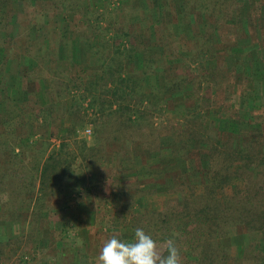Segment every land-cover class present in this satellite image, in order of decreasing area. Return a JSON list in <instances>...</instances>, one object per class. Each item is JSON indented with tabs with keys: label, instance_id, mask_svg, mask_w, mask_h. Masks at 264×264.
<instances>
[{
	"label": "rangeland",
	"instance_id": "374dc122",
	"mask_svg": "<svg viewBox=\"0 0 264 264\" xmlns=\"http://www.w3.org/2000/svg\"><path fill=\"white\" fill-rule=\"evenodd\" d=\"M0 3V8L8 13L2 25L4 27L0 29V74L9 72L13 63L20 61L15 76L23 75L19 84L27 91L26 96L21 89L20 93L13 92L16 102L11 97L12 93H2L0 86V264H97L103 245L114 234H118L122 241H132L133 236L126 231L129 214L142 213L146 208L160 209L165 199L175 196L165 191L172 183L170 180L187 177L186 173L173 172L177 156L170 154L171 150L180 148L176 143L182 141L179 132L191 119L187 108L197 107L206 119V125L209 120H215L225 133L232 128L236 132L239 118H247L246 114L252 110V117L246 121L251 124L256 136H262L258 129L264 117L263 50L253 43L244 44L235 49V55H231L230 48L234 46L231 40L238 36L237 28L232 24V28L220 27V22L213 25L218 29L207 40L206 46L213 55L205 59L200 71V66L191 60L195 56L194 50L191 48V53L183 51L189 60L181 65L189 64L192 75L203 74L209 79L195 87L198 95L190 94L186 99L181 96L166 98L165 103L153 98L148 103L150 108L146 109L151 114L146 120L159 135L162 148L158 153H151L140 142L124 144V140H130L131 136L143 131L136 132L126 117L114 114L117 104L110 106L111 110L106 104L101 111L99 104L91 107L89 98L82 100L81 91L76 90H69V95L57 98L56 93L65 92L68 78L57 77L50 88L49 79H37L35 76L33 59L37 57L33 54L46 47V52L42 53L44 57L55 60L59 71L65 72L64 62L59 56H66L65 52L60 53L64 41L73 43L75 38L81 39V42L89 39L93 48L104 49L105 55H112L114 45L111 43L115 42L116 31L147 29L154 21L157 28L159 23L175 25L177 14L175 16L174 13H178L179 3L175 2L173 6L168 0L166 9L162 0H0ZM71 8L73 11L67 13ZM217 19L220 21V18ZM186 22L184 25L187 26ZM150 35L142 41L152 47L157 37ZM175 43L169 44L170 49L168 44L165 46L170 58L176 53ZM158 50L153 57L160 55L161 58ZM94 53L96 55L97 51ZM2 56L7 58L6 61L2 60L4 57L1 59ZM25 58L30 59L28 64L23 61ZM161 59L159 72H164L167 64L164 57ZM40 70L47 72V66ZM248 74L251 75L249 79L253 91L246 79ZM7 78L6 75L4 79ZM159 78L161 81L158 83L153 78L149 85L146 83V93L165 90V78ZM253 101L261 105L260 110H253ZM145 105L146 102L143 103ZM233 114L239 118L236 119ZM114 120H117L114 122L116 127H107ZM132 120L137 119L133 116ZM3 121H8L7 125ZM10 122L12 124H8ZM86 130L90 132L86 133ZM228 134L234 145H240L242 138L236 137L237 133ZM116 136L123 140L124 149L121 142L119 145L113 142L112 138ZM61 144L65 147L59 154L70 160L73 172L57 185L55 191H48L46 198L36 202L41 167L52 150H59ZM186 147L190 150L193 144L189 141ZM89 148L102 151L94 155L95 150L90 151ZM131 149L135 155L137 153L138 159L127 160L128 155L132 156ZM85 154L88 157L83 159ZM193 159V165L198 163L196 158ZM89 161L93 166L87 168ZM263 169L264 166H261L255 173L263 172ZM191 174V183H198V175ZM77 179L82 181L77 182ZM32 191L36 194L33 195ZM130 200L132 206L123 213L114 207V202L127 203ZM238 236L222 240L224 245L235 248L231 251L234 258H246L231 264H255L251 261L253 253L243 252L246 237ZM156 243L163 254L165 243ZM62 252L69 255L64 258Z\"/></svg>",
	"mask_w": 264,
	"mask_h": 264
},
{
	"label": "trees",
	"instance_id": "16d2710c",
	"mask_svg": "<svg viewBox=\"0 0 264 264\" xmlns=\"http://www.w3.org/2000/svg\"><path fill=\"white\" fill-rule=\"evenodd\" d=\"M167 1L162 0L164 9H166ZM169 1L173 6L175 2L180 4L178 13H174L175 16L177 14L174 18L175 25L159 23L160 27L157 28L154 21L147 29L118 30L113 37L115 42L111 43L114 45L112 55H105L104 49L93 48L89 39L81 42V39L75 38L73 43L64 41L60 53L65 52L66 56H59L64 62L65 72L59 71L55 60L44 57L42 53H45L47 48L43 46L33 54L37 57H33L35 76L37 79H49L50 88L53 87L57 77L68 78L69 82L64 89L66 93H56L57 98H62L65 94L69 95V90H76L81 91L82 100L89 98L91 107L99 104L102 108L107 104L108 109L111 110L110 106L117 104L113 110L114 114L117 117H126L136 132L143 131L131 136L130 140H124V144L130 145V141L131 144L133 141L140 142L144 149L151 153H158L162 149L159 145L160 137L146 120L148 114H151V111L146 109L149 107L148 103L153 98L165 103L166 98L181 96L186 99L190 94L198 95V89L195 87L200 86L204 81H209L208 78L203 77V74L202 76L192 75L189 64L181 65L189 60L183 51L187 50L191 53L194 50L195 56L191 60L196 66H200V71L205 59H210L213 55L206 47L207 40L212 38L218 29L213 25L220 22V27L232 28V24L237 28L238 36L234 41L231 40L234 45L232 49L230 48L234 50L230 52L231 55L237 53L235 52L237 47L251 43L259 49L262 48L264 55V0H192V3L190 0ZM67 11L71 13L73 10L71 8ZM153 11L155 13V10ZM7 16L8 13L0 8V29L4 27L2 25L5 24L4 19ZM216 17L220 18V21ZM184 21H187V26L184 25ZM169 29L172 31L169 32ZM149 34L152 38L157 37L154 38L152 47L142 41ZM164 41H167L168 49L171 42H177L175 43L177 56L175 53L173 58H170L166 53ZM46 43L44 42L48 45ZM158 49L161 58L164 57L167 64L164 72H159L162 60L160 55L152 56ZM94 51H97L96 55ZM6 59L4 57L5 61ZM257 61L262 63L260 59ZM139 62L141 64L137 65ZM44 66H47V72L40 70ZM175 66L178 67L175 68ZM6 75L8 74L3 73L2 76L0 74V86L6 83L4 79ZM160 76L162 79L165 78V90L162 92L151 90L146 93L144 90L146 83L149 85L151 78L158 83L161 81ZM250 77L251 75L248 74V77L244 78L248 80L249 87H252L253 91ZM2 90L5 91L4 87ZM23 93L26 96V92ZM144 102H146L145 106H143ZM253 103L255 104L252 105L253 110L261 109V105L259 106L256 101ZM182 106L184 107V104ZM102 110L104 111L103 108ZM187 111L191 119L179 132L182 141L176 143L180 145V148L173 149L170 153L177 156L174 158L176 165L173 172L186 173L187 177L170 180L172 183L165 188V191L175 196L165 199L160 209L146 208L142 213L129 214L127 233H130L134 239L135 230L141 228L156 242L165 243L168 239H174L180 249L182 264L242 262L246 258H234L231 251L235 248L224 245L222 240L232 235L236 237L243 235L246 237L243 252L253 253V259L250 260L255 264H264V169L263 172L255 173L256 169L264 166V117L258 129L262 136H256L251 129V124L246 121L247 118L252 117V110L246 114L245 119L239 118L237 113L233 114L232 116L236 119H240V123L235 128L236 132H233V128L231 130L230 127L231 131L226 133L218 127L215 120H209L206 125V119H203L197 107L187 108ZM133 116L137 120H132ZM115 121L117 120L112 121L107 127H116ZM228 133H237L236 137L242 138L240 145H234ZM97 139L99 141L98 137ZM112 139L117 145L123 141L117 136ZM189 141L193 144L190 150L186 147ZM60 146L59 150H52L41 167L36 202L46 198L48 191H55L57 185L69 178L70 173L73 172L70 160L59 154L65 145ZM124 146L122 143L123 149ZM20 148L23 149L26 146H20ZM89 150H95L94 155L102 151L98 148H89ZM129 152H132V156L128 155L127 160L138 159L133 149ZM87 157L88 155L85 154L83 159ZM193 158L198 160L195 165H193ZM86 165H88L87 168L92 167L93 163L89 161ZM190 170L192 172H189ZM191 173L198 175V183H191L189 179ZM36 192L32 191V194L35 195ZM67 197L69 199L70 195ZM130 201L114 202V207H118V212L123 213L125 209L132 206L133 202ZM68 255L65 252L61 253L64 258ZM163 255H167L166 250Z\"/></svg>",
	"mask_w": 264,
	"mask_h": 264
},
{
	"label": "clouds",
	"instance_id": "9594fccd",
	"mask_svg": "<svg viewBox=\"0 0 264 264\" xmlns=\"http://www.w3.org/2000/svg\"><path fill=\"white\" fill-rule=\"evenodd\" d=\"M163 255L156 241L141 228L132 241H122L114 234L103 245L97 264H182L180 249L174 239L165 241Z\"/></svg>",
	"mask_w": 264,
	"mask_h": 264
},
{
	"label": "crops",
	"instance_id": "0c3cea01",
	"mask_svg": "<svg viewBox=\"0 0 264 264\" xmlns=\"http://www.w3.org/2000/svg\"><path fill=\"white\" fill-rule=\"evenodd\" d=\"M4 56H5V54H4ZM4 56H2L1 57V59L4 57ZM25 57V56H24ZM13 60L14 59H16V58H12ZM2 60H4V58L2 59ZM20 60V59H19ZM18 60V61H19ZM28 60H29V62H30V59L28 58H25V59H23V61H25V63H27L28 64ZM20 65H21V63H20V61L18 62V63H13V69H14V71H13V69H11V70H9V72H7V71H5V73H7L8 75V78H7V80H5L6 81V83L5 84H3V86H2V88L4 87V89H5V91H7V93H12V99L13 100H15L16 102H17V98L16 97H14V94H13V92H15L16 93V91L18 92V93H20V89L21 90H24L23 89V86L21 85V87H20V84H19V82H20V79H22V74L20 75V76H15V69L16 68H18V67H20ZM27 66V65H26ZM1 76H2V74H1ZM17 77H19L18 78V80L16 81V79H17ZM21 77V78H20ZM1 91H2V93L4 92L2 89H1ZM26 93H27V91L26 90H24ZM23 92V91H22ZM25 96V95H24ZM10 97V98H11ZM26 99V98H25ZM22 100V99H21ZM44 106L46 105V104H43ZM0 108H2V107H0ZM30 112H28V116H30V114H29ZM29 118V117H28ZM6 122H8V121H3L2 123H4L5 125H7V123ZM1 123V122H0ZM8 124H12L11 122L10 123H8Z\"/></svg>",
	"mask_w": 264,
	"mask_h": 264
},
{
	"label": "built area",
	"instance_id": "2783aa9c",
	"mask_svg": "<svg viewBox=\"0 0 264 264\" xmlns=\"http://www.w3.org/2000/svg\"><path fill=\"white\" fill-rule=\"evenodd\" d=\"M85 132H86V133H89L90 131H89V130H86Z\"/></svg>",
	"mask_w": 264,
	"mask_h": 264
}]
</instances>
